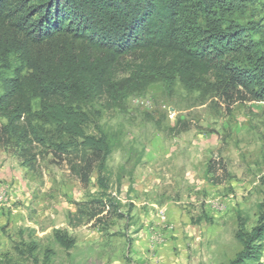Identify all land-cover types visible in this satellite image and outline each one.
I'll return each mask as SVG.
<instances>
[{
    "label": "rangeland",
    "instance_id": "obj_1",
    "mask_svg": "<svg viewBox=\"0 0 264 264\" xmlns=\"http://www.w3.org/2000/svg\"><path fill=\"white\" fill-rule=\"evenodd\" d=\"M255 9L264 23V0ZM87 109L86 132L102 130L112 144L103 192L120 216L71 229L74 203L102 192L96 173L83 186L65 160L0 138V264H231L243 248L237 233L248 235L263 212L264 98L177 81L153 83L120 108L102 99ZM56 230L73 238L70 248ZM255 244L257 261L242 264H264V235Z\"/></svg>",
    "mask_w": 264,
    "mask_h": 264
},
{
    "label": "trees",
    "instance_id": "obj_2",
    "mask_svg": "<svg viewBox=\"0 0 264 264\" xmlns=\"http://www.w3.org/2000/svg\"><path fill=\"white\" fill-rule=\"evenodd\" d=\"M258 1L0 0V138L65 160L83 186L96 173L102 190L74 203L68 227L120 216L119 201L103 192L110 139L85 130L91 103L103 99L107 108H120L153 83L171 89L177 81L187 91L208 86L227 97L264 98ZM261 207L257 226L237 233L243 248L231 264L257 261ZM54 236L66 249L73 245L62 230Z\"/></svg>",
    "mask_w": 264,
    "mask_h": 264
}]
</instances>
